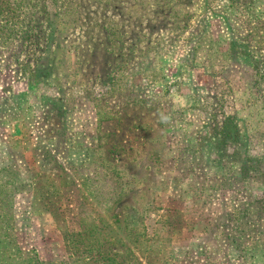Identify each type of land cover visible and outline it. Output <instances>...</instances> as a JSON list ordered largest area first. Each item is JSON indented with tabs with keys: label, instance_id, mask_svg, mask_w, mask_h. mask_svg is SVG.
<instances>
[{
	"label": "rangeland",
	"instance_id": "1",
	"mask_svg": "<svg viewBox=\"0 0 264 264\" xmlns=\"http://www.w3.org/2000/svg\"><path fill=\"white\" fill-rule=\"evenodd\" d=\"M0 264H264V0H0Z\"/></svg>",
	"mask_w": 264,
	"mask_h": 264
}]
</instances>
